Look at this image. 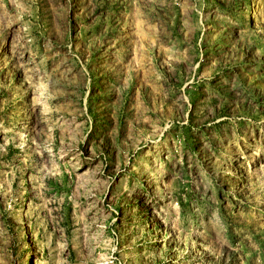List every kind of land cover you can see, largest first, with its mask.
Wrapping results in <instances>:
<instances>
[{
    "label": "rangeland",
    "instance_id": "rangeland-1",
    "mask_svg": "<svg viewBox=\"0 0 264 264\" xmlns=\"http://www.w3.org/2000/svg\"><path fill=\"white\" fill-rule=\"evenodd\" d=\"M0 264H264V0H0Z\"/></svg>",
    "mask_w": 264,
    "mask_h": 264
}]
</instances>
